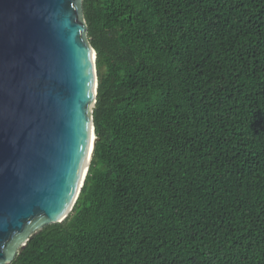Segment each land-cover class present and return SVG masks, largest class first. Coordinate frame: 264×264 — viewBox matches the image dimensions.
<instances>
[{"label":"trees","instance_id":"1","mask_svg":"<svg viewBox=\"0 0 264 264\" xmlns=\"http://www.w3.org/2000/svg\"><path fill=\"white\" fill-rule=\"evenodd\" d=\"M94 155L10 264H264V0H84Z\"/></svg>","mask_w":264,"mask_h":264},{"label":"water","instance_id":"2","mask_svg":"<svg viewBox=\"0 0 264 264\" xmlns=\"http://www.w3.org/2000/svg\"><path fill=\"white\" fill-rule=\"evenodd\" d=\"M84 0H0V264L71 213L97 137Z\"/></svg>","mask_w":264,"mask_h":264},{"label":"rangeland","instance_id":"3","mask_svg":"<svg viewBox=\"0 0 264 264\" xmlns=\"http://www.w3.org/2000/svg\"><path fill=\"white\" fill-rule=\"evenodd\" d=\"M89 37V36H88Z\"/></svg>","mask_w":264,"mask_h":264}]
</instances>
